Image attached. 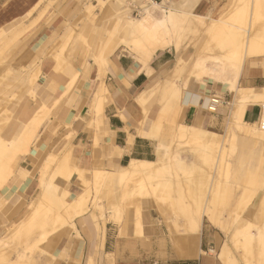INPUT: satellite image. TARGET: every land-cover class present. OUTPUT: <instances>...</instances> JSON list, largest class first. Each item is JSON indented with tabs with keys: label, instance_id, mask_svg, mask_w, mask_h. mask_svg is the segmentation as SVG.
I'll list each match as a JSON object with an SVG mask.
<instances>
[{
	"label": "rangeland",
	"instance_id": "374dc122",
	"mask_svg": "<svg viewBox=\"0 0 264 264\" xmlns=\"http://www.w3.org/2000/svg\"><path fill=\"white\" fill-rule=\"evenodd\" d=\"M154 1L156 4L163 3L161 7L165 10L171 7H179L192 12L191 9H188L187 3L184 2L185 0H182L183 2L181 0L179 2H173L171 0L168 2L166 0ZM152 2L149 6L152 8L154 16L159 17L161 14L160 8H155ZM144 4V0H78L82 14L75 17L72 21L73 23L68 27L67 33L65 34L66 41L64 49L61 53L66 51L71 56L80 55L83 57L84 62H86L85 69L90 66L87 62L88 58L92 59L94 64L100 66L114 50L119 49V47L126 50L119 41L120 33L126 25V21L122 15L129 14L135 19L144 11L146 7ZM251 4V0H220L216 9L212 13L206 14L205 23L202 25L197 23V21L200 23L202 20V18H198L197 16H202L201 14L189 16L190 22H187L189 24L188 28L184 30V35L182 34L183 37L180 41V52H182V58L186 61L184 70L179 72L180 74L174 72L172 75L173 71L170 72L172 57L158 72L163 77L171 73L169 74L172 75L170 79L173 78L171 81L176 83L178 87L181 85L179 87L181 89L180 96L176 97L172 93L167 94L168 92L166 91V105L160 108L158 101L162 97V92L158 89L159 81L153 87L152 91L153 95L158 96L153 102L154 105L149 108L150 111L145 112V110H142L137 115L139 123L142 126L144 123L146 125L149 124L150 120L147 119L149 113L157 114L153 129L155 130L156 128L158 132L156 134L159 135L160 139L154 137L155 140L157 139L155 141V148L156 144H158L163 149L166 166L164 175L157 176L149 181H143L145 187L140 193L135 191L131 193L129 191L124 192V184L119 187L113 183L110 175L117 173V171H113L110 168L111 162L107 158H102L98 164L88 166L85 161L73 158L71 151L66 150L61 157L48 155L43 159L41 155L42 147L39 145L40 133L35 128L40 125L42 120L50 116L49 110L46 107L42 110L39 109V112L37 111L38 113L21 130L20 136L17 135L18 133L16 134L17 137L19 136L17 139L13 140L16 138V135L10 138L7 137L8 134L3 132L10 118L7 106L12 102H18L21 95L25 93L35 98L34 96L37 93L36 89L38 88V74L36 73L34 63L19 68L11 66L13 58L11 56L13 53L10 49L18 44V36H10L7 39L0 37V117L8 114L5 126L0 130V137L5 141L9 139L18 141L21 138L16 149L8 153L5 157H0V210L3 211L10 208L5 213V216L6 214L8 216L13 214V212H10L13 209L12 199L4 196L2 190L9 183L10 178L16 176L17 172L36 177L38 193L40 192L39 183L41 179L51 178V181L53 180L51 183L56 185H54V190L51 189V200L49 198L45 199L38 206L37 211L34 209L31 211L32 209L29 206L34 199L32 197V200L27 203V211L20 218L16 217L15 221L7 224L4 234H2L4 243L0 245V249L2 248L0 252V264H113V255L103 254L102 247L97 246L95 250H91L90 252V241L85 233L81 231L80 219L90 217L88 219L90 222H92V218H95L98 222L92 227V236L100 235V230L102 232L101 235H103L104 226L107 224L100 225L99 222L101 219L103 220V217L109 218L108 221L113 222L115 226H119L118 235L126 234L128 231L126 229L130 225L133 226L134 233L141 234L142 221H140V211L146 206V204L140 203L143 200L149 201L150 205L154 206L156 211H158L161 219L165 221L169 228L172 242L182 237V245H184L185 240L188 238L187 236L193 223V218L196 215L194 210L199 205V202L194 199L195 196L189 195L188 190L191 187H196L194 186L196 183L195 180H200L203 177L202 173L205 175V178L202 179L200 186L204 188L202 194H200L202 198H199V200L206 203L210 201L209 203L213 209V211H210L211 218L213 215L214 221L213 218L208 220L203 216L201 218V228H208L210 226L222 235V246L227 245V252L231 264H264V147H259L258 144H255L254 148H252L253 153L251 155L244 157L239 161V164L236 159L239 155L236 137L239 139L240 136L245 135L253 137L254 139L260 138L264 140V132L259 129L257 119L255 121H248L243 118L236 119L234 115L230 116L228 111L231 108L230 102L233 98V93L229 91L225 93L224 90L221 91L225 87L220 85V82H217V84L208 80L207 77H203L200 82L194 78L189 79V82H187L189 88L193 91L209 92L204 100L205 108L203 112L196 110L198 108L197 104L195 106V112L193 113L194 108L193 106L190 107L188 102H186L182 90L183 81L187 75H190L189 68L196 59L205 55L209 61H206L207 67L213 66L219 68L221 61L225 60L232 53L230 51L232 48L227 47L223 42L222 27L227 23H237V21H234L230 17V11H234L235 9V11L239 10L237 11L238 13H242L245 21L248 23L250 20ZM261 10V15H259L261 17L258 16V22L264 25V8ZM212 18L218 19L219 22L214 23L216 28L209 29L208 25H212ZM119 21H122V23ZM206 29L208 33H206ZM106 41L108 45L104 46ZM114 42H117L118 45L111 51L110 47ZM204 44L207 46L206 49H203ZM3 48L6 50H3ZM263 59L253 58L247 59L244 62L245 68H241L237 79L239 86L245 88L244 78L249 75L250 66L253 67V65H256L261 66L262 69L264 68ZM61 65L63 67V64ZM76 75L78 74L74 73L73 77H71L70 85L68 86L69 89L67 88L68 90L74 84ZM26 78L28 79V87L26 82H24ZM32 78L33 80L30 81ZM203 79H205L204 83H202ZM26 87L29 92L25 90ZM101 87H104L102 82H100L99 86L100 93L103 92L101 91ZM200 88L203 89L200 90ZM254 90L250 91L254 92ZM203 92H200L199 100L204 96ZM98 95L95 94L86 116L81 118L86 122L87 126H98L101 123V118L98 116H102V114L96 109L97 102L99 101ZM209 95H215L220 100L223 99L224 105L222 104L220 106V110L217 113L208 115L207 119H210L208 121L206 118L204 119V115L206 114ZM258 105L259 108L263 106ZM155 109H159V111L157 112ZM159 121H161L160 125H163L162 129L160 125L159 127L157 125ZM188 123L214 130L221 135V138L226 136L222 141V151H227L222 152L223 164H220L222 170L214 171L212 169L213 166H209L206 169L207 166L205 167L203 163L200 165L202 161L199 163L200 159L196 157L197 155L189 151L193 149L189 137L182 136L179 133L180 124L187 125ZM229 133L235 137V145H229V138H233ZM72 134L73 132L67 136L68 141L71 140ZM34 153L36 154L32 155ZM26 161L32 166V169L27 172L25 165H23ZM5 163L4 169L6 171L2 169ZM66 164L68 165V169L67 171H63L61 180L57 172L59 171V166L61 167L62 165L65 167ZM194 165L196 168L202 166L203 170L196 169ZM210 167H212L211 170ZM20 168L23 169L21 170ZM76 168L81 171L82 174H80L82 177L75 171ZM239 168L242 170V174L237 176L235 172ZM55 169H58V171L56 172ZM54 171L57 175L54 174ZM86 179L88 181H85ZM163 183L170 185L167 188L169 190L168 193L164 190L166 189V185ZM211 184H213L212 187H210ZM220 187L223 197H221ZM209 188L214 190L212 191L210 189L213 193L208 191ZM153 189L155 191L154 195L157 194L161 199L153 195ZM214 194L220 198L218 200L219 203H216L217 201L211 203V201L213 202L212 197L215 196ZM208 199L210 200L208 201ZM72 204H75L74 207ZM91 212L93 216L90 215ZM19 219L23 222L21 223L22 226L21 228L17 226L18 231H16V228L14 232L13 228L20 222L18 221ZM124 222H126V225H124ZM74 226L80 229V236L74 231ZM90 226H93V222ZM21 229L25 232L23 233ZM250 234L254 236V240H244ZM42 236L44 237L41 238ZM81 244L82 247L80 248ZM93 247H95L94 243ZM256 251H259L258 254H256ZM198 252L204 254L203 250L199 249V243L196 253ZM213 252L216 255L219 253L215 252V250ZM249 253H251L250 256L252 255V258L257 256V260L255 257L252 260L248 255Z\"/></svg>",
	"mask_w": 264,
	"mask_h": 264
},
{
	"label": "crops",
	"instance_id": "0c3cea01",
	"mask_svg": "<svg viewBox=\"0 0 264 264\" xmlns=\"http://www.w3.org/2000/svg\"><path fill=\"white\" fill-rule=\"evenodd\" d=\"M171 1L179 2L180 0ZM184 2L192 13L206 15L216 9L220 0H185ZM80 11L82 9L78 5V0H0V37L7 39L10 36H18V44L10 49L13 53L11 66L19 68L34 63L38 74L35 98L25 93L21 95L18 102H12L7 106L10 118L3 132L8 134V138L17 133L19 135L30 119L46 107L50 116L42 120L35 128L40 133L39 145L42 147L43 159L48 155L61 157L66 150H70L73 158L85 161L88 166L98 164L102 158H107L111 162L110 168L113 171H117L132 159L153 160L156 156L154 153L156 140L152 137L154 119L151 120L148 116L149 124L144 123L141 126L137 112L133 111L137 109L133 98L140 91L148 87L153 88L161 81L163 76H160L158 72L172 57L174 58L173 52L171 50L155 52L147 67H144L131 54L119 47L100 66L88 58L87 62L90 66L85 69L86 62L83 57L68 55L66 51L61 53L64 49L67 29L74 18L82 14ZM119 22L122 23V21ZM107 45L106 41L104 46ZM3 50L6 49L3 48ZM149 70L153 72L151 77ZM74 73L78 75L68 90ZM24 80L28 87V79ZM244 80L245 88L264 90V68L250 66L249 75ZM100 82L107 91L100 93ZM27 87L25 90H28ZM186 89L183 90V97L195 111V106L199 103L200 91L191 90L188 84ZM160 91L162 97L158 103L161 108L166 105L167 90ZM185 92L187 93L184 94ZM95 94L103 98L104 109L102 116H98L101 118V123L91 127L87 126L81 118L86 116ZM150 96L148 109L158 98L153 94ZM156 111L158 112L159 109ZM218 111L219 109L215 113ZM121 112L126 114L125 120L120 118ZM209 114L212 115L206 108L204 119L208 120ZM258 115L259 105L254 104L245 110L243 117L245 120L255 121L259 119ZM72 132L71 140L68 141L67 136ZM17 135L12 139L15 140L20 136L17 137ZM240 137L241 142L236 143L239 147V155L236 158L238 164L244 157L253 153L252 148L255 144L264 147V140L260 138L254 139L245 135ZM23 165L26 172L32 169L28 161ZM240 174L242 170L239 168L235 175ZM36 184V177L22 172H17L15 177L10 178L2 194L12 199L13 209L10 212L13 214L5 216L10 208L0 210V238H3L2 234L7 224L15 221L16 217L20 218L27 211V203L39 191ZM140 203L146 204L140 211L141 234L134 233L133 226L128 225L127 233L118 235L119 226L107 221L103 235L100 230V235L92 236V227L95 223L93 222V226H90L92 223L88 220L90 217L80 219L81 231L90 241V252L97 246L102 247L103 254L113 255V264H222L218 258L219 253L216 255L213 252L222 250V235L213 227L201 228L200 226V241L198 239L193 249L197 250L199 243V249L203 250L204 254L196 253L192 246L188 247L190 246L188 239L185 240L188 242L184 243L185 246L182 245V237L172 242L169 228L154 206L146 200ZM74 231L80 236V229L77 226H74ZM174 244L189 252L190 255H178L174 251Z\"/></svg>",
	"mask_w": 264,
	"mask_h": 264
},
{
	"label": "bare ground",
	"instance_id": "6f19581e",
	"mask_svg": "<svg viewBox=\"0 0 264 264\" xmlns=\"http://www.w3.org/2000/svg\"><path fill=\"white\" fill-rule=\"evenodd\" d=\"M152 1L151 0H144V3H145L144 5L146 7H145L144 11L142 12V14L135 19L132 18L129 14L122 15V16H124L123 19L126 21V25L123 27V29L120 33L119 41L126 48V52L128 54H131L133 56V58L135 60H137L138 62H140L144 67L145 66L147 67L148 62L151 60V58L153 57L155 52L171 50V52L174 53V58H173L172 63L170 65L171 71L170 70L169 71L170 72L173 71L172 75L174 72H178L177 74H180L179 72H182L184 70L185 64H186V61L182 58V52H180V41L184 35L183 34L184 30L188 28V25H189L188 23L190 22L189 16H193V15H197V14L192 13L186 9L183 10L182 8H179V7H174V8L171 7L170 9H167L169 7L168 6L166 8L167 10H165V9H162V7H161L163 5V3L156 4V2L154 0H152ZM251 1H252V4L250 5V7H251L250 8V20L248 23L245 21V17H243L242 13L241 14L238 13L237 11H239V10L235 11L236 10L235 9L234 11L233 10L230 11V13H231L230 17H232L234 21H237V23H235V24L227 23L225 26L222 27V31H223L222 34L224 36L222 38L223 42L225 43V45L227 47L232 48V50H230V51H232V53L230 55H228L225 60L221 61V65L219 66V68L218 67L215 68L213 66L207 67L206 66V61H208L207 57L205 55H203V57L202 56L199 57L190 66V68H189L190 72L188 71L190 73V75L189 76L187 75V77H185L183 84H182L183 85L182 90H187L186 89L187 88V82L191 78H194L196 81L200 82V80L203 77H207L208 80H211L215 83L220 82L221 83L220 85L225 87V89H222L221 91L224 90V91H229V92L233 93V98L230 102L231 108L229 109L228 112L230 113V116L234 115L236 119H238V118L244 119L245 117H243V114H244L245 110L251 106H254V104H256V105L260 104V105L264 106V90L257 89V90H254V92H252L248 88L241 87L237 84V79H238V76L240 74V70H241V68L242 69L245 68L244 62L247 59H253V58L263 59L264 58V25H263V23L258 22L259 17H261V16H259V15H261L260 11H262L261 9L264 8V0H251ZM151 2L155 8H160L161 14L159 17L154 16L152 8H150V6H149V4H151ZM142 6H143V4H142ZM197 16H198V18H202L200 23L198 21H197V23L199 25L204 24L206 15L205 16L204 15H202V16L197 15ZM211 20H212V25H208V28L214 29V28H216V25L214 23L219 22V21L216 18H212ZM185 21H186V23H185ZM189 30H192V29H189ZM206 33H208L207 29H206ZM117 45H118V43L114 42V44L110 47L111 51L113 49H115L117 47ZM204 48L205 49L207 48V46H205V44L203 45V49ZM147 70H148V68H147ZM149 74L151 77L153 72L151 70H149ZM169 74H171V73H169ZM168 75H166L165 77H163L161 79L160 83L158 84V89L159 90H167V92H168L167 94L172 93L176 97H179L180 93H181V89L179 87L181 85L178 87L176 83H173L171 81L173 78L170 79V76L172 77V75H169V76ZM177 76H180V75H177ZM204 81H205V79H203L202 83H204ZM101 91L105 92L107 90L104 87H101ZM152 91H153V88L148 87L147 89L142 90L139 93H137L135 98H133L135 101V104L137 106V109L133 110V111L137 112V115L140 114L142 110H145V112L150 111L147 106L150 104L148 99H149V97H151L150 94H152ZM208 93L209 92H205L204 96L201 97V99L199 100L198 108L196 109V110H199V112H203V110L205 108L204 100H205V97L208 95ZM102 101H103V98L99 97V101L97 102V108H96L99 113H102V111L104 109V105H103ZM207 102H208L207 106H206L207 111L210 113H215L218 109L220 110V106L223 104L224 100L223 99L220 100V98L215 96V95H209ZM215 102H217V103H215ZM4 115H3V117H0V130L5 126V123L8 119V114L7 115L4 114ZM156 117H157V114H150L149 113V118H151V120H153V119L155 120ZM175 117H176V115H175ZM258 117H259V115H258ZM35 118H34V120H35ZM120 118L125 120L126 114L124 112H121ZM258 121H259V119H258ZM160 122L161 121H159L158 122L159 124H157L158 127L160 125ZM180 125H181L180 129L178 128L179 133L182 136L189 137V141L192 143V146H193V149H191L189 151H192V152H194L193 154L197 155L196 157H198L200 159L199 163H200V161H202L200 165H202V163H203V165L205 167L207 166L206 169H208L209 166H213V168L210 167V170L212 168L214 171L215 170L220 171L219 170V169H221L220 164H223L222 163L223 162L222 161V158H223L222 152L225 151V150L222 151V146H223L222 141H223L224 137L226 138V136L221 138V135L219 133H217L216 131L207 129L206 127L205 128L198 127L196 125H193L192 123H188L187 125H185V124H180ZM160 126L162 129L163 125H160ZM156 132H157V130L155 128L154 135L152 137L160 139L159 135H157ZM139 133L145 134L141 131H139ZM229 135H231L233 138H229L230 144L229 143L228 144L231 146H232V144L235 145L234 144L235 137L233 136V134L229 133ZM20 139L18 141L17 140L16 141H13V140L5 141L4 139H2L0 137V157H5L6 155H8V153H10L14 149H16L18 142H20ZM236 139H237L236 143L241 142V137L239 139L236 137ZM225 146L227 147V145H225ZM225 152H227V151H225ZM155 153H156V158L154 160L132 159L127 164L118 168L117 173L110 175L113 183L119 187H120V185L124 184L125 185L124 186V188H125L124 192L129 191V193H131V192L135 191V192L140 193L141 190L145 187L143 184V181H149L151 179L156 178L157 176L164 175L166 172V170H165L166 166H165V160H164L165 159V153L163 152V149L158 144H156ZM65 162H66V160H65ZM6 163L3 164L2 169L5 168ZM67 166H68L67 164L65 167L62 165H61V167L59 166V171H58V169L57 170L55 169L56 172L58 171L57 173H58V175H60L59 178L61 180H62L61 176L63 175V171H67V169H68ZM194 167L196 168L195 165H194ZM199 167L196 169L201 170L202 166L200 168ZM75 171H77L79 176L82 177L81 176L82 173L78 168H76ZM56 172L54 171V174L57 175ZM68 173H69V171H68ZM213 174H215V173L213 172ZM2 175H3V173H2ZM216 175H215V177H216ZM202 176L203 177H201L200 180H195L196 183L194 186H196V187H191L188 190L189 195H194L195 196L194 199L199 202V205L197 206L196 210H194L196 212L195 213L196 215L193 218V223L191 225V228H190V230L188 232V236H187L188 242H190V246L186 245V247L188 246L190 248L192 246V249L194 246L197 245V241L199 239V231H200V226H201V221H202L201 218L203 216L206 217L207 219L213 218V215L211 218V212H210V211H213L212 206L209 203L210 199H208L209 202H207V203L201 202L199 200V198H202V197H200V194H202V191L204 188V187L202 188L200 186L202 179L205 178V175L203 173H202ZM223 176H224V174H223ZM48 179H50V180H48ZM52 181H51V178H46V179L40 180V183H39L40 192L34 197V199L30 203L29 208L31 207V209H32L31 211H33V209L37 211V209L39 208L38 206H40V204L45 199L49 198V200H51L52 190L55 189L54 188L55 184L53 185L51 183ZM85 181H88V180L86 179ZM206 181H207V178H206ZM135 182H136V184L134 185ZM166 184H168V183H165L164 185H166ZM212 185L213 184H211V186L210 185L209 186L212 187ZM165 187H166V189H164V190L167 191V193H168L169 190H167V188H169L170 185H166ZM206 188H208V187H206ZM210 189L212 190V188H209L208 191L213 193L212 191H214V190L211 191ZM213 189H214V186H213ZM219 189L221 191V187ZM164 190H162V191H164ZM154 192L155 191L153 189V195H154ZM210 192H209V194H210ZM215 193H217V192H215ZM218 193H219V191H218ZM218 193H217V195H218ZM220 193L222 194L221 197H223L222 191ZM206 195H208V194H206ZM214 195L215 196L212 197L213 202L211 201V203H214L215 201H217L216 203H219L218 200L220 198L217 197L216 194H214ZM154 196L159 197V196H157V194ZM159 198L161 199V197H159ZM74 205L75 204H72L73 207H74ZM40 215H42V214H40ZM90 215L93 216L92 212ZM108 220H109V218L103 217V220L101 219V221L99 223L102 226L104 223H107ZM18 221H20V219ZM210 221H212V220H210ZM213 221H214V218H213ZM92 222L98 223L95 220V218H92ZM21 223H23V222L20 221L18 223L20 225L16 224L15 227L13 228V231L16 228H17L16 231H18V227L20 226V228H21V226H22ZM40 223H41V221H40ZM125 223L126 222H124V225H126ZM216 224H217V222H216ZM121 225H122V223H121ZM124 225H123V227H124ZM10 230H11V228H10ZM21 231L23 232L22 229H21ZM21 231H19V232H21ZM121 231H123V230L121 229ZM119 233H121V232H119ZM44 236H42L41 238H43ZM3 238H0V245L2 243H4ZM244 240H254V236L252 234L247 235L246 238H244ZM188 242H184V243L187 244ZM254 243L257 244L256 242H254ZM184 246H182V247H184ZM174 248H175L174 251H176V253L178 255H181V256L190 255L189 252H186L185 250H183L182 248L177 246V244L174 246ZM1 251H2V248L0 249V252ZM195 251L196 250H194V252ZM227 251H228V247H227V245H224L222 247V250H220L219 254H218V258L220 259V261L223 264H231V260L229 258ZM190 252H192V251H190ZM194 252H192V254H195ZM256 252H254V253H256ZM258 252L256 254H258ZM250 254L251 253H249L248 255L250 256ZM250 258H252V255L250 256ZM253 258H252V260H253ZM256 258H257V256L255 257V259ZM249 260H251V259H249ZM248 263H249V261H248Z\"/></svg>",
	"mask_w": 264,
	"mask_h": 264
},
{
	"label": "built area",
	"instance_id": "2783aa9c",
	"mask_svg": "<svg viewBox=\"0 0 264 264\" xmlns=\"http://www.w3.org/2000/svg\"><path fill=\"white\" fill-rule=\"evenodd\" d=\"M217 103V102H215ZM259 128L264 131V106L259 108V121H258Z\"/></svg>",
	"mask_w": 264,
	"mask_h": 264
}]
</instances>
